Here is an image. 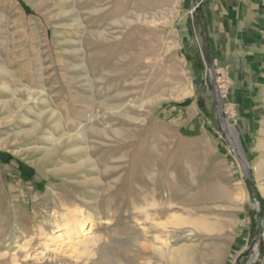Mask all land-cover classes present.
<instances>
[{
    "label": "rangeland",
    "instance_id": "rangeland-1",
    "mask_svg": "<svg viewBox=\"0 0 264 264\" xmlns=\"http://www.w3.org/2000/svg\"><path fill=\"white\" fill-rule=\"evenodd\" d=\"M177 1L0 0V264H264V111Z\"/></svg>",
    "mask_w": 264,
    "mask_h": 264
},
{
    "label": "crops",
    "instance_id": "crops-1",
    "mask_svg": "<svg viewBox=\"0 0 264 264\" xmlns=\"http://www.w3.org/2000/svg\"><path fill=\"white\" fill-rule=\"evenodd\" d=\"M176 7L185 50L228 77V102L248 125L264 111V0H178ZM243 130V137L250 138L249 125ZM216 149L227 157L223 146L216 144ZM234 232L232 248H242L247 223Z\"/></svg>",
    "mask_w": 264,
    "mask_h": 264
},
{
    "label": "bare ground",
    "instance_id": "bare-ground-1",
    "mask_svg": "<svg viewBox=\"0 0 264 264\" xmlns=\"http://www.w3.org/2000/svg\"><path fill=\"white\" fill-rule=\"evenodd\" d=\"M215 97H216V101H217V106H218V108H219V101H220V97H219V95L218 94H216L215 95ZM221 122L223 123V121L221 120ZM70 140V139H69ZM58 141V140H57ZM69 142V141H68ZM237 149V152H238V148H236ZM150 150V149H149ZM165 158V157H164ZM240 158V160H241V163L243 164V168H244V170H245V172H247L246 171V165H245V162H244V160H243V158L240 156L239 157ZM157 193V192H156ZM159 193V192H158ZM87 196V195H86ZM122 198V197H121ZM79 199V198H78ZM80 201H81V199H80ZM121 202H122V200H121ZM27 207V206H26ZM60 207V206H59ZM75 208V207H74ZM86 208V207H85ZM121 208H122V206H121ZM156 213L158 214V215H160L161 213H163V209L162 208H159L157 211H156ZM156 213H154V216H155V214ZM83 214V213H82ZM82 216V215H81ZM47 217V216H46ZM153 217V216H152ZM82 218V217H81ZM68 219H70V218H68ZM67 219V220H68ZM66 220V219H65ZM82 220L83 219H81V221H78V222H74V223H70V225L72 226V228H73V226L75 227V229L76 230H78V231H81L82 232V235H87L88 234V230L87 229H84V224L82 223ZM67 222V221H66ZM69 222H71L70 220H69ZM70 225L68 224V228L70 227ZM173 228H177V226H179V222H178V219L177 218H173V220H172V223L170 224ZM64 227H67L66 225H65V223H64ZM71 228V227H70ZM87 230V231H86ZM172 230H174V231H176L175 229H172ZM73 231V230H72ZM71 232V231H70ZM69 232V233H70ZM81 232H79V233H81ZM191 235V234H190ZM75 247H77L76 245H75ZM162 247V246H161ZM77 249V248H76ZM175 263L176 264H184L183 263V260H181L180 258L179 259H175ZM186 263V262H185Z\"/></svg>",
    "mask_w": 264,
    "mask_h": 264
}]
</instances>
